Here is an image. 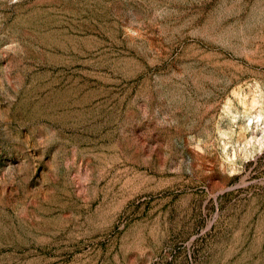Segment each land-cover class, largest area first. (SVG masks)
Returning a JSON list of instances; mask_svg holds the SVG:
<instances>
[{"label":"rangeland","instance_id":"1","mask_svg":"<svg viewBox=\"0 0 264 264\" xmlns=\"http://www.w3.org/2000/svg\"><path fill=\"white\" fill-rule=\"evenodd\" d=\"M0 264H264V0H0Z\"/></svg>","mask_w":264,"mask_h":264}]
</instances>
